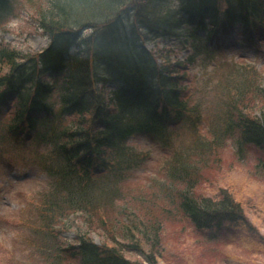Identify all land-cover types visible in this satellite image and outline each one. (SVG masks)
<instances>
[{
  "label": "trees",
  "instance_id": "1",
  "mask_svg": "<svg viewBox=\"0 0 264 264\" xmlns=\"http://www.w3.org/2000/svg\"><path fill=\"white\" fill-rule=\"evenodd\" d=\"M181 1V7H174L170 0H41L33 17L35 29L53 43L41 52H22L0 42V103L6 93L15 94L7 127L35 129L52 116L63 119L60 125L39 130L37 138L51 144L59 155V164L47 163L44 171L55 176L59 185L74 182L76 200L69 203L75 212L91 213L93 200L85 187L95 170L114 172V167L131 166L134 151L126 145L130 136L146 132L160 137L169 123L187 117L198 120L199 107L185 73L202 48L237 24L246 35L264 23V0ZM84 28L88 32L78 37L72 51L56 46L55 38L63 32L77 34ZM155 38H181L180 43L192 52L182 61L170 59L172 44L157 63L144 47L145 41ZM257 80L237 87L239 99L233 106L240 107L228 109L227 126L242 142L264 150L263 97L257 101L258 113L249 112L246 102V96H264ZM55 87L58 94L53 97ZM69 191L63 192L64 197L45 195L39 217L48 229L55 220L66 218ZM111 194L105 192L104 199H118L117 191ZM173 195L177 210L197 228L220 226L243 215L226 191L217 199L196 196L190 187ZM120 207L122 213L130 212ZM99 221L105 224L103 218ZM108 223L100 243H94L87 231L76 232V243L65 247L71 258L79 264H142L125 257V252H135L147 264H155L157 222L149 218L129 222L126 215H114Z\"/></svg>",
  "mask_w": 264,
  "mask_h": 264
},
{
  "label": "rangeland",
  "instance_id": "2",
  "mask_svg": "<svg viewBox=\"0 0 264 264\" xmlns=\"http://www.w3.org/2000/svg\"><path fill=\"white\" fill-rule=\"evenodd\" d=\"M40 1L10 0L12 11L0 18V40L22 50L43 48L48 38L35 30L33 19L41 7ZM162 44L160 40H148L145 45L156 52ZM210 48L213 56L198 60L186 80L199 107L198 120L187 117L171 124L165 144L143 133L130 137L126 144L134 151V165L123 170L114 167V172L99 169L87 184L89 197L117 186L119 199L112 202L100 196L89 206L91 213L75 212L74 207L67 205L63 215L66 218L60 220L56 232L53 230L50 235L38 237L34 232L44 195L54 193L64 197L70 190L69 202L77 195L76 189L72 182L59 185L55 176L44 171L47 163L59 164L58 155L51 146L37 142L35 131L24 128L11 134L5 129L7 108H3L0 264H51L49 255L39 252L38 243L50 246L54 241L57 246H67L74 242L78 231H87L94 241L101 242L114 215H126L129 222L149 218L158 223L156 264H264V151L240 143L235 130L227 126L231 121L228 109L240 107L233 106V101L239 99L235 97L237 87L240 89L253 78L264 87V30L253 42L245 41L233 31ZM179 52L180 57L186 55L183 49ZM247 97L249 112L258 113L257 101L263 97L264 102V96ZM121 174L122 180L118 178ZM188 187L200 197H218L222 191L228 192L239 203L243 221L225 223L215 234L196 232L178 212L173 195ZM118 203L130 212L122 213ZM99 218L105 221L103 226ZM63 222L66 223L62 225ZM126 255L142 261V254L126 252ZM59 264L78 262L63 253Z\"/></svg>",
  "mask_w": 264,
  "mask_h": 264
}]
</instances>
